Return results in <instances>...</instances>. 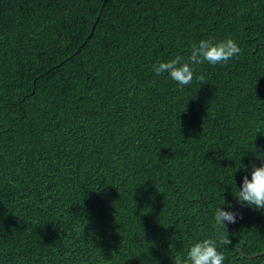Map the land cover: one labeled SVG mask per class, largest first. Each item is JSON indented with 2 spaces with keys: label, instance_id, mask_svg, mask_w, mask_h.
I'll list each match as a JSON object with an SVG mask.
<instances>
[{
  "label": "trees",
  "instance_id": "obj_1",
  "mask_svg": "<svg viewBox=\"0 0 264 264\" xmlns=\"http://www.w3.org/2000/svg\"><path fill=\"white\" fill-rule=\"evenodd\" d=\"M226 38L202 85L152 71ZM255 146L264 0L0 1V264H172L210 236L264 264V210L235 197Z\"/></svg>",
  "mask_w": 264,
  "mask_h": 264
},
{
  "label": "clouds",
  "instance_id": "obj_2",
  "mask_svg": "<svg viewBox=\"0 0 264 264\" xmlns=\"http://www.w3.org/2000/svg\"><path fill=\"white\" fill-rule=\"evenodd\" d=\"M242 49L232 38L219 41L202 39L191 46L187 57L176 55L167 61H158L152 65V71L156 76L168 74V76L183 89L192 83L194 79L204 84L203 73L197 74V68L205 63L209 65L226 64L233 57L238 56ZM254 152L256 159L261 161L260 166L251 164V179L248 175L242 178V184L235 194L238 202L242 205L264 210V152L256 146ZM235 182V181H234ZM232 207L231 204L228 205ZM215 224L227 229V224L237 222V213L225 211L221 207L214 213ZM227 222V223H225ZM231 244L228 237L220 239L219 244L213 237L198 240L190 245L186 254H177L172 257V264H224L226 259L221 247Z\"/></svg>",
  "mask_w": 264,
  "mask_h": 264
},
{
  "label": "water",
  "instance_id": "obj_3",
  "mask_svg": "<svg viewBox=\"0 0 264 264\" xmlns=\"http://www.w3.org/2000/svg\"><path fill=\"white\" fill-rule=\"evenodd\" d=\"M0 1H1V0H0ZM99 18H100V16H99ZM99 18H98L97 21L95 22V25L93 26V28H92V30H91V33H90V36H89V37H91V36L94 34V32H95V27H96V24H97ZM239 251H240V254H241L243 257L253 258V257H257V256H259V255L246 256V255L243 253V249H242V248H241ZM260 255H264V253H262V254H260Z\"/></svg>",
  "mask_w": 264,
  "mask_h": 264
}]
</instances>
